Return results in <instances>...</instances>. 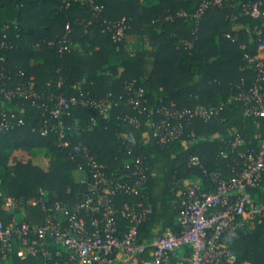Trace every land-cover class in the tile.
I'll list each match as a JSON object with an SVG mask.
<instances>
[{
	"label": "trees",
	"instance_id": "16d2710c",
	"mask_svg": "<svg viewBox=\"0 0 264 264\" xmlns=\"http://www.w3.org/2000/svg\"><path fill=\"white\" fill-rule=\"evenodd\" d=\"M259 1L211 2L197 17L203 0H0V88L33 84L41 95L38 101L13 102L23 124L0 132V221H11L1 208L8 197L80 201L87 186L77 174H88V168L80 171L88 151L112 179L132 166V155L142 157L149 168L145 189L138 196L117 195L115 208L151 205V215L138 228L142 243L166 230L178 233L185 185L199 182L214 191L216 176L239 174L242 154L260 148L264 118L245 116L243 102L236 99L255 81L249 59L263 39L262 19L246 15L244 5ZM123 26V38L114 39ZM65 36L70 49L61 53ZM134 36L146 39L150 50L128 53V37ZM132 82L144 90L147 106L155 111L218 112L208 121L186 118L185 134L160 145L147 117L138 125L130 121L140 116L129 105L126 86ZM80 88L91 99L111 103V109L103 115L75 107L54 119L51 96L78 97ZM3 114L10 117L11 112L0 110V118ZM162 118L153 116L155 121ZM59 120L70 127L67 147L58 146L54 132L39 133ZM252 193L256 203H264V176ZM25 213L31 225L44 221L39 204H26ZM120 227L125 233L131 225L121 218ZM224 241L236 256L233 264H264V222L245 221ZM152 251L148 248L128 264H145ZM190 253L188 246L179 251L185 258ZM5 264L43 262L13 257Z\"/></svg>",
	"mask_w": 264,
	"mask_h": 264
},
{
	"label": "built area",
	"instance_id": "2783aa9c",
	"mask_svg": "<svg viewBox=\"0 0 264 264\" xmlns=\"http://www.w3.org/2000/svg\"><path fill=\"white\" fill-rule=\"evenodd\" d=\"M211 2L221 4L222 0H203L197 17L202 15ZM263 3L264 0H261L254 5H244L246 15L262 19L263 39L257 55L249 59L254 67L255 81L236 97L243 102L245 116L254 118H264ZM123 29L124 26L117 29L114 39L123 38ZM69 49V41L65 36L59 52ZM85 83L83 79L80 84ZM126 88L129 92V105L140 115L130 117V121L138 125L143 117H147L153 136L160 145L178 140L185 134L186 118L200 116L208 121L218 112L213 108L198 109L193 113L169 109L155 111L147 106L142 88L135 87L133 82ZM81 89L78 97H67L64 94L51 96L54 101L51 115L54 119L69 115L75 107L94 108L103 115L111 109V103L91 99ZM40 98L33 84L29 88H0V100L11 104L17 99L38 101ZM10 112V117L1 115L0 132L23 124L18 113ZM155 114L163 118L155 121ZM69 130L70 127L59 120L56 126L49 128L46 125L39 133L45 136L54 132L59 140L58 146L67 147ZM242 159L243 168L239 174L230 179L215 177L217 187L214 191L205 190L199 182L188 185L177 219L180 231H163L149 244H145L139 239L138 228L151 215V205L143 202L137 205L125 204L118 210L114 198L119 194L138 196L147 185L149 168L144 165L142 157L132 155V166L127 165L123 175L112 179L103 171L97 158L87 151L85 168L80 167L82 172L88 168V174L82 181L87 187L80 201L48 203L41 198L25 202L14 197L4 201L1 208L11 215V221H0V261L9 263L13 257H17L21 260L38 258L43 264H126V261L152 248V258L145 264H233L236 256L224 241V236L235 235L245 221L264 222V203H256L252 193V189L259 187L264 176V136L260 148L247 150L242 154ZM192 161L197 163L195 158ZM26 204L41 205L44 213L42 224L31 225L25 221ZM121 218L131 225L125 233L120 227ZM184 246L191 249L188 258L179 255Z\"/></svg>",
	"mask_w": 264,
	"mask_h": 264
},
{
	"label": "rangeland",
	"instance_id": "374dc122",
	"mask_svg": "<svg viewBox=\"0 0 264 264\" xmlns=\"http://www.w3.org/2000/svg\"><path fill=\"white\" fill-rule=\"evenodd\" d=\"M143 50H150V46L148 45L146 39H142V38L136 37V36L128 37V41H127L128 53H130L131 55H134L135 53H137L139 51H143ZM6 104H11V103L0 100V108H2V106L6 105ZM77 176H79V174H77ZM190 184L185 185V187H187ZM21 217L22 216H18V218H21ZM130 262L131 261H127L126 264H128ZM3 264H5V263H3Z\"/></svg>",
	"mask_w": 264,
	"mask_h": 264
},
{
	"label": "crops",
	"instance_id": "0c3cea01",
	"mask_svg": "<svg viewBox=\"0 0 264 264\" xmlns=\"http://www.w3.org/2000/svg\"><path fill=\"white\" fill-rule=\"evenodd\" d=\"M0 110L2 112L7 113L10 111H18L19 109L17 107H14L12 104H6V105H3L2 108H0ZM77 177H79V179H81L82 181L86 178V176H83V174H81V173H79V176H77Z\"/></svg>",
	"mask_w": 264,
	"mask_h": 264
}]
</instances>
